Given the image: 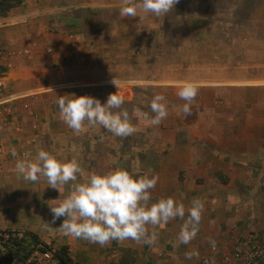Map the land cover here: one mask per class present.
<instances>
[{"label": "crops", "instance_id": "obj_1", "mask_svg": "<svg viewBox=\"0 0 264 264\" xmlns=\"http://www.w3.org/2000/svg\"><path fill=\"white\" fill-rule=\"evenodd\" d=\"M120 6L22 0L0 13V47L16 51L0 59V76L4 93L18 95L6 104L14 125L0 131L16 152L0 161V230L33 234L65 250L73 264H221L248 234H264V0H178L165 16L140 19L121 17ZM185 82L198 86L188 116L177 107L185 103L177 95ZM115 92L130 115L134 107L150 113L147 104L161 93L169 114L151 127L133 117L138 130L126 138L103 128L75 133L59 119L58 95L104 103ZM24 101L37 118L24 112ZM39 148L76 158L85 172L150 170L158 177L153 202L174 197L187 208L194 198L204 201L196 237L177 246L183 221L176 218L155 229L151 246L73 245L59 229L63 218L53 224L49 208L67 186L59 193L15 171L17 159ZM186 252L196 255L186 259ZM6 261L0 251V264Z\"/></svg>", "mask_w": 264, "mask_h": 264}, {"label": "clouds", "instance_id": "obj_2", "mask_svg": "<svg viewBox=\"0 0 264 264\" xmlns=\"http://www.w3.org/2000/svg\"><path fill=\"white\" fill-rule=\"evenodd\" d=\"M177 2L120 0L119 15L139 19L158 18L168 14ZM112 82L115 84L114 80ZM117 92L109 94L104 103L90 95H58L59 119L75 133L85 128H103L116 137L126 138L138 130L132 122L133 117L143 118L151 127L158 126L169 114L166 98L161 93H154L147 104L150 113L134 107L130 115L122 107L124 97ZM197 94L195 83L185 82L180 86L177 95L185 103L177 107L185 116L191 114V102ZM12 155L16 156L15 150ZM15 171L24 181L38 183L44 180L48 187L59 193L67 186V194L63 198L59 196L57 203L49 205V208L52 223L63 218L60 231L74 239L101 247L113 240H132L151 246L158 239L155 229L176 218L183 221L177 234V246L190 243L199 231L204 201L194 198L187 208L174 197H160L153 202L152 190L158 177L150 175V170L141 174L113 167L106 171L85 172L76 158L58 157L39 148L31 158L17 159ZM209 244L215 249L214 239L210 238ZM194 255L195 252H186L185 258L191 259Z\"/></svg>", "mask_w": 264, "mask_h": 264}, {"label": "built area", "instance_id": "obj_3", "mask_svg": "<svg viewBox=\"0 0 264 264\" xmlns=\"http://www.w3.org/2000/svg\"><path fill=\"white\" fill-rule=\"evenodd\" d=\"M47 51H51V48H47ZM23 53L27 54L28 49H24ZM5 54L9 56L15 55L16 51L5 52L0 47V59ZM5 82V76H0V131H6L11 128L10 125L11 123L13 124L10 118L12 116V109L6 106V104L18 96L16 93H4ZM22 108L25 113L31 115L33 118H37L38 115L32 109L29 101H24ZM12 152V147L9 145L7 139L0 134V161L8 158ZM23 234L24 231L17 229L0 230V251L3 252L10 264H64L57 257L56 250L50 247L49 244H46V248H34L23 258L13 255L9 248H14V245L9 247L5 243L9 242L12 238L20 240ZM221 264H264V234H248L244 239L238 241L236 246L228 254L223 256Z\"/></svg>", "mask_w": 264, "mask_h": 264}, {"label": "trees", "instance_id": "obj_4", "mask_svg": "<svg viewBox=\"0 0 264 264\" xmlns=\"http://www.w3.org/2000/svg\"><path fill=\"white\" fill-rule=\"evenodd\" d=\"M21 1L22 0H0V13L5 14L6 11L19 4ZM5 244L9 247L14 245V248H9L11 249L10 252L13 255L22 258L28 255L34 248H46V243L40 241L35 235L25 232L20 240L17 238H12ZM57 257H59V259H61L64 264H72L65 250L57 251ZM6 263L10 264L8 261H6Z\"/></svg>", "mask_w": 264, "mask_h": 264}, {"label": "rangeland", "instance_id": "obj_5", "mask_svg": "<svg viewBox=\"0 0 264 264\" xmlns=\"http://www.w3.org/2000/svg\"><path fill=\"white\" fill-rule=\"evenodd\" d=\"M239 69H242L241 67L239 68ZM13 228V227H12ZM69 239L73 242V245H74V243L75 244H77L79 241H75V239L74 238H72V237H70L69 236ZM83 253V252H82ZM73 264V263H72Z\"/></svg>", "mask_w": 264, "mask_h": 264}]
</instances>
